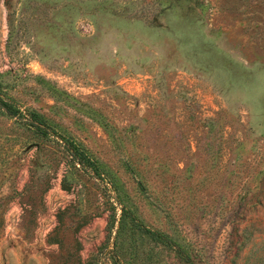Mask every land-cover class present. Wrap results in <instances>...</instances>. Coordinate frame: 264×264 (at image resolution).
Returning <instances> with one entry per match:
<instances>
[{
	"label": "rangeland",
	"instance_id": "1",
	"mask_svg": "<svg viewBox=\"0 0 264 264\" xmlns=\"http://www.w3.org/2000/svg\"><path fill=\"white\" fill-rule=\"evenodd\" d=\"M0 91V264H264V0H0Z\"/></svg>",
	"mask_w": 264,
	"mask_h": 264
},
{
	"label": "trees",
	"instance_id": "2",
	"mask_svg": "<svg viewBox=\"0 0 264 264\" xmlns=\"http://www.w3.org/2000/svg\"><path fill=\"white\" fill-rule=\"evenodd\" d=\"M0 108L2 110L5 111L6 114H8L10 117L12 118H24V115L22 113V111L8 98H6L2 92L0 91ZM29 121H25L27 122L26 124H28L31 128H34L38 134H41L44 137H47L49 135H56V133L54 131H52L49 127H47V125H45V122L36 114H29ZM72 147L74 149L68 150L70 156L72 157V159L82 165L85 169H87V166L89 164V161H84L85 160V156L87 155V153L83 150H80V148L76 147L74 145V143H72ZM89 157V156H88ZM90 158V157H89ZM95 166L94 163H91V166ZM67 190V189H66ZM123 218H129L131 219L132 222H134L137 226H141L144 228L145 232L147 234H149L150 236H152L154 239H156L157 241H160L170 247H175L176 245L173 243L172 240H170L168 237H166L165 235L153 231L151 229H148L146 227H144L142 225V223H139L138 219L136 216H134L133 213H131V211H129L128 209H123ZM177 253L179 256H181L182 258H184L185 260H188V258L185 256L184 252L179 249L178 247H176Z\"/></svg>",
	"mask_w": 264,
	"mask_h": 264
}]
</instances>
